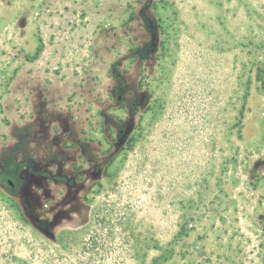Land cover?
Segmentation results:
<instances>
[{
  "label": "rangeland",
  "instance_id": "1",
  "mask_svg": "<svg viewBox=\"0 0 264 264\" xmlns=\"http://www.w3.org/2000/svg\"><path fill=\"white\" fill-rule=\"evenodd\" d=\"M0 264H264V0H0Z\"/></svg>",
  "mask_w": 264,
  "mask_h": 264
}]
</instances>
